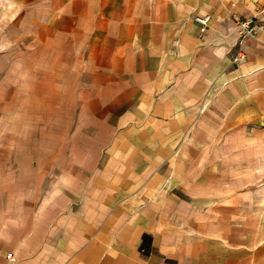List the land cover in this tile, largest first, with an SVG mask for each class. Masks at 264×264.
I'll return each instance as SVG.
<instances>
[{"label": "crops", "instance_id": "0c3cea01", "mask_svg": "<svg viewBox=\"0 0 264 264\" xmlns=\"http://www.w3.org/2000/svg\"><path fill=\"white\" fill-rule=\"evenodd\" d=\"M27 19L73 120L0 169V264H264V0H40ZM235 19L257 28L242 46Z\"/></svg>", "mask_w": 264, "mask_h": 264}, {"label": "rangeland", "instance_id": "374dc122", "mask_svg": "<svg viewBox=\"0 0 264 264\" xmlns=\"http://www.w3.org/2000/svg\"><path fill=\"white\" fill-rule=\"evenodd\" d=\"M40 0H0V169L7 178L14 159L28 157L34 143L57 141V132L73 119L56 117L57 70L34 45L27 19ZM70 135V140H71ZM67 135H65V138ZM67 140V139H66ZM40 153V150L34 153ZM41 154V153H40Z\"/></svg>", "mask_w": 264, "mask_h": 264}, {"label": "built area", "instance_id": "2783aa9c", "mask_svg": "<svg viewBox=\"0 0 264 264\" xmlns=\"http://www.w3.org/2000/svg\"><path fill=\"white\" fill-rule=\"evenodd\" d=\"M194 20L197 24L200 25L201 33H205L210 23L212 22V15L211 14L199 15L196 16ZM234 26L236 27L239 33L241 46L243 45L246 39L253 37L257 33V28L253 21H242L235 19ZM235 61H238V58H236ZM13 258H14L13 253H8L7 259L12 260Z\"/></svg>", "mask_w": 264, "mask_h": 264}]
</instances>
